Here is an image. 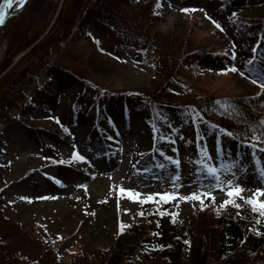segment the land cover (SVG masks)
Segmentation results:
<instances>
[{"label":"rangeland","instance_id":"374dc122","mask_svg":"<svg viewBox=\"0 0 264 264\" xmlns=\"http://www.w3.org/2000/svg\"><path fill=\"white\" fill-rule=\"evenodd\" d=\"M63 1L59 0L52 23ZM160 4L153 11V28L169 30L178 24L186 28V37L190 35L188 45L222 53L217 61H195L187 67L191 85L187 89L174 86L175 101L196 107L212 92L229 96L260 91L264 95V88L235 66L238 58L223 61L228 52L231 58L235 56L231 51L235 36L225 22H215L206 10L194 6L185 12L177 0ZM23 7H12L8 18ZM82 26L78 21L66 39L54 45L49 63L82 73L83 87L74 83L69 72L50 74L46 67L29 72L31 63L40 61L28 55L31 48L5 62L6 39L0 44V264H53L84 250L106 247L121 225H133L140 211L165 193L177 197L172 200L179 205L171 210L174 218L186 221L202 204L179 197L197 193L203 205L213 202L221 211L230 199L226 194L231 190L229 182L242 188L245 198L256 199L253 194L264 189V140L239 144L223 132L210 133L197 114L186 124L172 107L154 128L142 110L109 95L155 85L153 61L155 53L165 52L162 45L150 48L143 57L132 45L114 49V38L96 26ZM233 67L238 71H229ZM101 93L110 96L107 105L102 104ZM77 103L83 117L79 121L67 114ZM11 104L15 108L10 111ZM61 120L67 121L65 131ZM50 130L65 133L63 139L50 140L45 135ZM102 144L110 150L99 153L93 148L102 149ZM205 148L208 160L201 155ZM74 153L84 159H73ZM173 160L179 161V167ZM202 162L217 169L219 182L207 175ZM128 190L140 195H129ZM204 193H210L214 201ZM148 196L153 199L144 202ZM236 198L241 206L246 205ZM259 200L264 201V196ZM249 227L263 229L264 219ZM7 237L13 239L1 241ZM144 254L140 250L134 256L135 264L145 263Z\"/></svg>","mask_w":264,"mask_h":264},{"label":"trees","instance_id":"16d2710c","mask_svg":"<svg viewBox=\"0 0 264 264\" xmlns=\"http://www.w3.org/2000/svg\"><path fill=\"white\" fill-rule=\"evenodd\" d=\"M177 1L185 9L194 6L206 10L215 22H225L226 29L235 36L231 49L235 56L231 58L228 52L223 61L238 58L235 66L246 78L255 79L260 85L264 78V0ZM157 2L64 0L52 23L59 0H27L23 9L8 18L0 28V44L6 39L4 60L8 63L31 48L28 55L37 56L40 61L31 63L29 72L44 67L50 74L69 72L73 74L74 83L77 81L83 87L86 78L81 77L82 73L69 70L67 65L65 68L57 62L49 63L54 45L64 41L78 21L80 29L82 24L86 26L88 23L96 26L102 34L114 38L112 46L116 50L120 45L128 44L136 49L137 55L144 57L150 48L162 45L165 52L160 54L156 51L153 61L155 85L148 90L123 89L109 95L127 106L142 110L151 127H156L167 108L172 107L186 124L197 114L206 121L210 133L223 132L227 138L242 145L253 142L254 138L264 140V124L261 123L264 121V95L260 91L229 96L212 92L204 97L202 106L196 107L174 100V86L187 89L191 85L187 77L188 66L195 61L198 64L217 61L222 53L188 45L190 35L186 37V28L178 24L174 23L169 30L153 28L152 17ZM4 4V0H0V11ZM246 11L259 14L253 17ZM42 21L45 23L40 27ZM49 27L50 31L47 30ZM109 95L105 97L101 93L103 105L109 102ZM78 105L67 110L69 118L75 121L83 119ZM13 108L15 105L11 104L8 110ZM66 123L60 122L64 131L68 127ZM64 134L56 130L45 133L50 140H62ZM230 199L240 205L235 196ZM178 206L172 200L165 202L159 197L140 211L143 215L138 221L123 232H117L108 246L84 250L53 264H135L134 256L140 250L145 253L142 257L144 264H264V228L255 231L249 227L261 224L264 217L253 212L251 205L235 207L229 203L218 211L217 206L210 202L199 206L194 216L186 221L174 218L171 210ZM3 239L13 238H1V241Z\"/></svg>","mask_w":264,"mask_h":264},{"label":"snow or ice","instance_id":"6c2138e0","mask_svg":"<svg viewBox=\"0 0 264 264\" xmlns=\"http://www.w3.org/2000/svg\"><path fill=\"white\" fill-rule=\"evenodd\" d=\"M4 2L7 4L8 8H11L13 6V0H4ZM26 2V0H17V4L18 7H23L24 3ZM162 5L159 3V0L156 4V7L159 8ZM183 11L185 12H189V11H193V10H189V9H183ZM8 15L7 12L4 11H0V25H3L5 23V19L6 16ZM216 27H220L218 24L216 25ZM251 63V61L249 62ZM229 71L231 72H237L238 69L233 67L231 69H229ZM226 74V73H225ZM253 83H257V80H253ZM260 86L262 88H264V78H262L260 80ZM57 123H59V121H57ZM262 124H264V121L261 122ZM227 135L231 136V133H227ZM264 135V134H262ZM253 147H255L253 145ZM261 151H264V149H261ZM202 157L204 158V160H208L210 159V157L208 156L207 150L206 148L202 151L201 153ZM73 159H77V160H83L84 158L82 156H80L78 153H74L73 155ZM174 164H176L177 167H179V161L178 160H173L172 161ZM61 163H63V161H61ZM162 167V165H161ZM202 167L205 169L207 175L213 177L214 179H216L219 182V176H217V169L215 167L209 166L208 164H204L202 162ZM261 175L264 176V171H261ZM176 179H179V176L177 175ZM230 183V188L231 190L228 191L226 194L228 197L232 198V197H239L240 199L244 200V203L251 205L252 207V211L253 212H257L260 216L264 217V201L259 200V197L264 196V189H258L253 195L256 197V199H252V198H245L241 195V193L244 191L242 188H240L239 186H231V182ZM223 190V189H221ZM121 193L125 192L124 189H120ZM129 195H135V196H139V193H135L132 194L130 190H128ZM159 195V194H157ZM204 196H208L210 199H212L214 201V197H211L210 193H204ZM177 197L174 194H168L165 193L163 196H161V199L164 200L165 202L169 201V200H173L176 199ZM182 200H189V199H193V200H199L200 203L203 205V199L201 198V195L197 194V193H192L190 196L187 197H179ZM153 199V196H148L147 201H150ZM229 203L233 204V206L235 207H240V205L235 203L234 199H229L228 201H225L224 204L221 205V207H226ZM139 215H143V213H139ZM260 221H257V223H259ZM127 227L125 225H121V229L120 231L123 232L124 228Z\"/></svg>","mask_w":264,"mask_h":264},{"label":"water","instance_id":"95a60500","mask_svg":"<svg viewBox=\"0 0 264 264\" xmlns=\"http://www.w3.org/2000/svg\"><path fill=\"white\" fill-rule=\"evenodd\" d=\"M8 10H10V9H8V7H7V4H5L4 5V7H3V10L2 11H4V12H7L8 13V15L6 16V19H5V21L8 19V17L10 16V14H9V11ZM3 25H0V28L2 27ZM25 53H23V54H21V55H19V57L18 58H20L21 56H23Z\"/></svg>","mask_w":264,"mask_h":264},{"label":"bare ground","instance_id":"6f19581e","mask_svg":"<svg viewBox=\"0 0 264 264\" xmlns=\"http://www.w3.org/2000/svg\"><path fill=\"white\" fill-rule=\"evenodd\" d=\"M14 6H15L16 8H19V7H18V4H17V0H13V6H12V7H14ZM12 7H11V8H12ZM11 8H8V9H11ZM8 11H10V10H8Z\"/></svg>","mask_w":264,"mask_h":264}]
</instances>
